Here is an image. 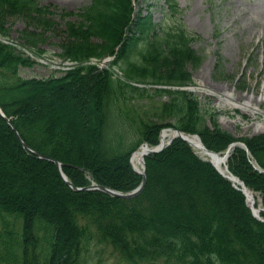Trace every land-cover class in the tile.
Here are the masks:
<instances>
[{"label":"trees","instance_id":"obj_1","mask_svg":"<svg viewBox=\"0 0 264 264\" xmlns=\"http://www.w3.org/2000/svg\"><path fill=\"white\" fill-rule=\"evenodd\" d=\"M166 3L174 21L169 27H157L150 15L137 14L131 22L132 0H91L76 22L57 30L55 18L71 13L38 0H0V34L8 36L10 16H21L34 27L19 36L30 47L55 32L65 34H57L59 55L75 61L112 55L120 46L114 63L127 80L180 88L193 83L187 65L196 68L200 57L190 46L193 33L175 18L176 2ZM32 64L0 42V109L28 148L61 163L74 187L93 182L132 191L142 177L129 163L131 153L144 142L158 145L160 131L173 128L198 135L215 153L243 143L246 149L237 146L229 153L228 171L264 208V133L231 136L188 91L133 87L93 67L22 79L20 68ZM128 91L167 100L151 117L142 113L133 119L119 105ZM144 163L145 185L133 198L77 192L53 162L25 149L0 116V264H92L88 253L100 243L125 264H264V221L253 217L244 194L186 142L175 138ZM45 198L55 200L56 210L41 209ZM79 217L91 226H81Z\"/></svg>","mask_w":264,"mask_h":264},{"label":"rangeland","instance_id":"obj_2","mask_svg":"<svg viewBox=\"0 0 264 264\" xmlns=\"http://www.w3.org/2000/svg\"><path fill=\"white\" fill-rule=\"evenodd\" d=\"M38 1L41 5H52L58 13L63 10L72 14L64 18H55L60 25L59 28L56 26L55 28L64 30L65 23L76 22L79 19L76 15L80 9L91 0ZM176 1L182 11L179 19L181 24L194 35L190 44L191 49L200 57L196 68L187 65V71L193 79L187 90L193 93L202 112L207 117L213 115L219 126L231 136L237 138L264 132V0ZM132 8L131 22L135 21L137 14L140 16L151 14L152 23H165L164 12L167 10L163 0H132ZM5 25L9 27L8 36L1 34L0 36L7 38L15 46L13 48L16 51L23 49L29 56L30 48L47 52L44 54L45 60H42L47 65L37 63L39 58L33 55L36 63L30 67L20 68L19 76L22 79L46 78L55 69L63 66V60L61 62L55 55L60 53L58 43L63 32L46 34L48 37L46 42L39 43L33 48L19 38L23 29L28 28L29 31L34 29L28 20L21 16H10ZM93 58L98 59L90 57L88 60L78 62L83 63L82 68H92L91 64L95 62ZM125 94V100L121 99L119 105L123 113H127L128 115H125L133 119L142 113H147L148 117H151L160 102L166 100L164 96L142 99L135 98L129 91ZM256 128L262 129L256 131ZM232 186L234 187L233 184ZM247 190L257 201L253 205L254 208L260 213L264 212L260 198L251 190ZM43 205L45 206L41 209L48 211L55 207L56 202L45 198ZM247 207L252 213L248 202ZM78 223L81 226H91L89 220L83 217L78 218ZM88 256L92 264H125L117 252L102 243L92 245ZM158 262L161 263L162 260L159 259Z\"/></svg>","mask_w":264,"mask_h":264},{"label":"bare ground","instance_id":"obj_3","mask_svg":"<svg viewBox=\"0 0 264 264\" xmlns=\"http://www.w3.org/2000/svg\"><path fill=\"white\" fill-rule=\"evenodd\" d=\"M262 128H256V131H260ZM168 136H170V133L169 132H166L164 131L162 133V140L164 142H166V139L168 138ZM186 139L187 141L190 143L191 147L193 148V150L198 154L200 155L201 157L205 158V159H208L210 161H212V163L215 165V167L223 172L224 174H228L226 171H225V161L222 160L221 158H219L218 156H215V155H212L211 153H208L206 152L203 147L201 146V143L199 142V140L196 138V137H193V136H186ZM147 146H144V147H141L139 149H137L132 157H131V164L132 166L137 169V170H142V161L145 157V154L147 153ZM230 176H232L231 174H228ZM234 179V177H232ZM233 182L235 184H239V181L237 179H234ZM246 194H247V197H248V203L250 205H252V203H254V198H253V195L250 191L246 190ZM253 206V205H252ZM255 209V208H254ZM257 210V209H255ZM255 214L258 215L257 211H254Z\"/></svg>","mask_w":264,"mask_h":264},{"label":"water","instance_id":"obj_4","mask_svg":"<svg viewBox=\"0 0 264 264\" xmlns=\"http://www.w3.org/2000/svg\"><path fill=\"white\" fill-rule=\"evenodd\" d=\"M175 137H181L185 142H187L188 144H190V143L187 141V139H186V134L181 133L180 131H174V136H173V138H175ZM169 142H170V141H169ZM169 142H168V144H169ZM165 146H166V144L162 143V144L158 145L157 147L149 148V149L147 150V153L149 154V153H156V152H159V151H161ZM205 151L208 152V153L214 154L215 156H218V155L215 154V153L209 152V151H207V150H205ZM35 155H37L38 157H40V158H42V159H46V160H49V161H53L54 164H55V166L57 167V169H59V171H60V165H59L56 161H54V160H52V159H50V158H48V157H46V156H44V155H41V154H39V153H35ZM220 158L223 159V160H225V159L227 158V155H225L224 157H220ZM60 173H61V172H60ZM220 173H221L223 176H225L226 178H228L229 180H231V181L234 180L231 176H227V175H225L223 172H220ZM140 174H141L142 177H143L141 184H140L135 190H133L132 192H129V193H120V192H116V191H113V190L107 189V188H105V187H99V186H92V187H88V188L77 189V188H74V187H73V186H72V185H71V184L65 179V177H64L63 175H61V176H62V179L65 181V183H66L68 186H70L72 189L76 190V191L90 190V189H99L100 191H102V192H104V193H106V194H108V195H111V196H113V197H118V198H122V199H128V198H132V197L138 195V194L141 192V190L143 189L144 185H145V174H144V170H143V172L140 173ZM240 185H241L240 190L245 194V187L243 186V184H242L241 182H240ZM234 186H235V185H234ZM235 188H237V186H235ZM253 215H254L255 217H257V216L254 214V212H253Z\"/></svg>","mask_w":264,"mask_h":264}]
</instances>
